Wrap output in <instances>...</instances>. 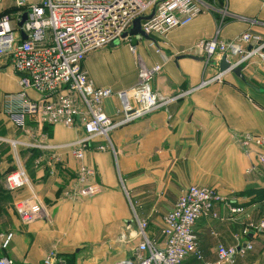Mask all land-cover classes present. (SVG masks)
Returning <instances> with one entry per match:
<instances>
[{"label":"crops","instance_id":"1","mask_svg":"<svg viewBox=\"0 0 264 264\" xmlns=\"http://www.w3.org/2000/svg\"><path fill=\"white\" fill-rule=\"evenodd\" d=\"M201 1L207 9L165 35L131 36L89 53L83 67L94 84L114 91L133 86L139 55L148 66L161 65L153 89L171 96L196 87L220 69L218 54L213 56L218 65H205L201 41L214 37L229 41L244 32L264 40V0ZM11 5L12 0H3L0 11ZM130 44L136 46V54ZM239 66L244 79L228 72L221 82L203 86L112 131L115 155L95 150L102 143L99 137L92 139L81 161L67 148L53 153L49 165L38 151L22 150L17 159L28 164L29 179L34 178L35 184L30 188L51 221L39 217L24 223L18 217L14 204L29 197L28 185L6 195L3 174L14 161L13 150L1 138H12L15 132L2 111L0 185L4 196L0 200V231H11L13 236L9 246L0 249V256L11 258L13 264H43L52 250L56 255L53 264H113L134 253L139 240L135 216L148 222L147 236L162 247L164 214L186 187L199 185L215 187L227 202L232 200L233 205L242 207L241 212L228 217L226 203H220L216 205L219 218L203 216L195 222L202 261H217L218 244L238 248L249 242L252 248L237 252L234 264H264V230L242 234L250 223L258 225L264 220V196L256 194L264 191V168L255 162V154L264 149L251 145L247 152L238 141L244 134L264 137V49ZM4 74L8 81L0 87V103L4 93L18 90L9 68L0 71V76ZM28 93L37 97L31 90ZM117 104L115 97L105 99V112L115 116ZM40 131L54 144L71 142L83 134L81 127L61 124H46L40 129L27 117L20 137ZM80 163L91 170L89 180L98 183L101 192L80 199L63 197L61 191L75 179ZM198 263L193 255L182 262Z\"/></svg>","mask_w":264,"mask_h":264},{"label":"built area","instance_id":"2","mask_svg":"<svg viewBox=\"0 0 264 264\" xmlns=\"http://www.w3.org/2000/svg\"><path fill=\"white\" fill-rule=\"evenodd\" d=\"M204 9H207V5L201 0H12L9 9L0 11V58L15 73L18 90L3 94V113L16 127H25L26 118L32 117L50 125L81 127L84 134L76 141L58 145L43 141L27 144L26 141L2 140L14 146L53 149L50 152L56 148H67L75 159L81 161L84 149L89 147L92 139L99 137L105 143L97 146V150H109L115 155L110 138L114 129L164 108L203 86L221 82L234 67L260 53L264 49V40L244 32L229 41H218L216 37L201 41L206 55L205 65H218L213 58L218 54L220 60L225 57L229 66L224 70L219 69L211 77L203 78L196 87L171 96H163L153 89L154 78L162 67L157 63L146 66L139 55L137 83L117 91L94 84L83 67L85 58L92 51L129 39L131 36L122 35L129 31L138 17L152 14L151 18L141 20V30L148 36L165 35L174 28L188 24ZM23 13H26V19L18 25ZM23 34L26 38L22 37ZM130 50L136 54L135 45L130 44ZM30 90L37 94L36 98L29 95ZM110 97L117 98L120 104V109L116 111V115H120L117 119L108 116L104 110L103 102ZM41 137L45 139L44 135ZM239 138L246 151L251 145L264 149V137L244 134ZM255 161L256 165L264 168V150L257 152ZM90 175L91 170L80 163L77 177L63 189V197L80 199L98 195L101 186L90 182ZM28 184L27 175L18 170L7 177L5 187L13 191ZM232 202H227L215 187L189 185L162 218L163 246L159 247L147 236L146 221L135 216V236L139 240L134 253L132 257L119 259L113 264H182L190 255L198 260V264H211L202 261L194 224L203 216L219 218L216 205L220 203H226L227 216L233 217L242 211V207ZM20 203L25 208L17 207ZM15 206L23 221L32 219L30 211L34 207H27L21 201ZM41 208L42 214L46 215L44 208ZM254 230H264V220L258 225L250 223L242 234L247 236ZM12 236L11 231L0 232V249L9 246ZM251 248L249 242L238 248L218 244L214 264H234L237 252L244 253ZM55 257L54 251L50 250L43 264H53ZM0 264H13V260L0 256Z\"/></svg>","mask_w":264,"mask_h":264},{"label":"rangeland","instance_id":"3","mask_svg":"<svg viewBox=\"0 0 264 264\" xmlns=\"http://www.w3.org/2000/svg\"><path fill=\"white\" fill-rule=\"evenodd\" d=\"M2 58H0V60H1ZM3 60V62H1L0 61V71L1 70H4V69H6V68H9L10 69V71H11V73L14 75V77H15V81L17 80V77H16V75H15V73L13 72V70L9 67V65H7V63H6V61L4 60V59H2ZM146 65V64H145ZM160 65V64H159ZM146 66H148V65H146ZM151 66V65H150ZM161 66V65H160ZM161 70H162V68H161ZM137 71H138V65H137ZM6 73L7 72V70L6 71H3V73ZM160 73V72H159ZM158 75V74H157ZM157 77V76H156ZM155 77V78H156ZM154 78V79H155ZM137 79H138V77H137ZM7 81H8V76H7V74H4V75H2V76H0V87L3 85H6L7 84ZM135 85V84H134ZM117 99V98H116ZM117 102H118V104H117V108H116V111L117 110H119L120 109V104H119V101L117 100ZM1 112H2V109H1V103H0V116H2L1 115ZM153 113V112H152ZM108 115V114H107ZM109 116V115H108ZM111 117V116H110ZM118 117H120V115H115V116H113L112 118L113 119H117ZM134 121H136V120H134ZM4 120H2V118L0 119V129H3L4 128ZM35 122H36V124H37V127L38 128H40V129H42L43 127H45L46 126V124L47 123H42V122H39L38 120H35ZM133 122V121H132ZM129 123H131V122H129ZM129 123H127V124H129ZM127 124H124V125H127ZM124 125H122V126H124ZM122 126H120V127H122ZM120 127H118V128H120ZM18 128V127H17ZM16 127H15V125H13V127H12V129H13V132H15V136L14 137H12V138H7V139H11V141H26L27 142V144H34V143H38V142H41V141H43V142H45V143H47V144H52V145H55L51 140H50V138H49V135L47 134V133H43V132H39V133H32V134H29V135H27V136H25V137H20V135H22V133H23V128L22 129H17ZM74 128H77V127H74ZM117 129V128H116ZM115 130V129H114ZM113 130V131H114ZM84 134V133H83ZM83 134L81 135V136H79L78 138H76L75 140H72L71 142H73V141H76L77 139H79V138H81L82 136H83ZM41 135H44L45 136V139L43 140L42 139V137H41ZM2 138H4V137H2ZM1 138V139H2ZM5 139V138H4ZM102 139V138H101ZM94 141V140H93ZM238 141L240 142V138H238ZM5 142H7V141H5ZM9 145H10V147H11V149L13 150V161H14V163L12 162V163H9V161H8V163L10 164V165H8L7 167H6V170H5V172H4V174H3V184H4V188H5V190L7 191V194L6 195H8V192L9 193H17V192H19V191H21L22 189H24V188H30V187H34L35 188V184H34V181H33V179L32 180H30L29 179V173H30V170L28 169V167H27V163H26V161H24L23 162V164L20 162V161H18V159H17V157L19 156V154L22 152V150H29L30 152H36V151H38L39 153H41V155H43V156H45L46 157V162H47V164L49 165V163H51L52 162V158H53V153H56V151H57V148H56V150H54V152H50V150H53V149H37L36 147H33V146H19V145H12V144H10L9 142H7ZM90 143H91V141H90ZM105 143V140L104 139H102V143H100V144H97L94 148H95V150H97V146H99V145H102V144H104ZM16 144V143H15ZM64 144V143H63ZM58 145V144H57ZM240 145H241V143H240ZM88 148V147H87ZM86 148V149H87ZM86 149H84V151L86 150ZM244 150V149H243ZM101 151V150H100ZM109 151V150H108ZM111 152V151H110ZM248 152V151H247ZM7 158H8V156H7ZM257 159V154H255V160ZM31 162H34V161H31ZM256 162V161H255ZM35 164V163H34ZM52 164V163H51ZM255 165V164H254ZM253 165V166H254ZM35 166H36V164H35ZM79 166V165H78ZM252 166V167H253ZM33 168H34V166H33ZM27 169L29 170V171H27ZM18 170H20V171H24V173L27 175V177H28V179H29V184H28V186L26 187V186H23V187H19L18 189H15V190H13V191H11V190H9V189H7L6 187H5V182H6V179H7V177L9 176V175H11L12 173H15V172H18ZM76 177H77V173H76V176H75V179H76ZM74 179V180H75ZM32 188H30V190H29V192H30V195H29V197L28 198H26L25 200H21V202L23 203V204H25L27 207H34V210H32V211H30L31 212V216H32V219L30 220V221H33V220H35L36 218H39V217H42V218H45V219H47V220H49V221H51V217H49V215H43L42 214V208L41 207H43L42 206V204H40V202H39V200H38V195H37V193L36 192H34V191H32L31 189ZM35 190V189H34ZM62 192V191H61ZM24 201V202H23ZM16 204V203H15ZM15 204H14V208H15V210H16V206H15ZM18 206H20V207H24L25 208V206L24 205H22L21 203L20 204H18L17 205V207ZM45 210V209H44ZM17 212V211H16ZM17 214H18V212H17ZM42 214V215H41ZM18 217L20 218V220L22 221V222H24V223H27V222H25V221H23L22 220V218L20 217V215L18 214ZM28 218V217H27ZM142 220V219H141ZM133 221H135V219L133 218ZM148 223V222H147ZM0 232H4V231H0ZM129 236V235H128Z\"/></svg>","mask_w":264,"mask_h":264},{"label":"water","instance_id":"4","mask_svg":"<svg viewBox=\"0 0 264 264\" xmlns=\"http://www.w3.org/2000/svg\"><path fill=\"white\" fill-rule=\"evenodd\" d=\"M152 14L146 16V17H138L133 21L132 27L129 29V31L127 33H123V37H125L126 35L129 36H142V37H148L147 34H145L141 28H140V22L142 19H148L151 18ZM26 19V13H23L22 15V19L21 21L18 23V25H21L22 22ZM23 38H26V36L23 34L22 35ZM254 43V42H252ZM229 66V64L226 62L225 57H222L221 60L219 61V68L220 70H224ZM232 72L234 74H236L237 76H239L241 79H244L242 73H241V67L240 66H236L232 69Z\"/></svg>","mask_w":264,"mask_h":264},{"label":"trees","instance_id":"5","mask_svg":"<svg viewBox=\"0 0 264 264\" xmlns=\"http://www.w3.org/2000/svg\"><path fill=\"white\" fill-rule=\"evenodd\" d=\"M11 10H13V9H11ZM4 191H3V189H2V187H1V185H0V200L3 198V193ZM259 193H262V195L264 196V191H262V190H258L257 191V193L256 194H259Z\"/></svg>","mask_w":264,"mask_h":264}]
</instances>
